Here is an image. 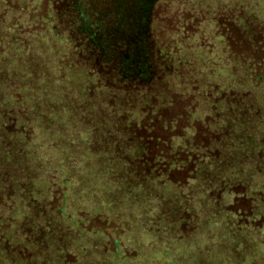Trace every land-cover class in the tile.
I'll return each instance as SVG.
<instances>
[{"label":"trees","instance_id":"1","mask_svg":"<svg viewBox=\"0 0 264 264\" xmlns=\"http://www.w3.org/2000/svg\"><path fill=\"white\" fill-rule=\"evenodd\" d=\"M0 264H264V0H0Z\"/></svg>","mask_w":264,"mask_h":264}]
</instances>
